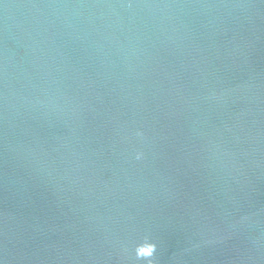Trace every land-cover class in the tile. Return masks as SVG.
Returning a JSON list of instances; mask_svg holds the SVG:
<instances>
[{
    "label": "water",
    "instance_id": "1",
    "mask_svg": "<svg viewBox=\"0 0 264 264\" xmlns=\"http://www.w3.org/2000/svg\"><path fill=\"white\" fill-rule=\"evenodd\" d=\"M0 264H264V0H0Z\"/></svg>",
    "mask_w": 264,
    "mask_h": 264
}]
</instances>
